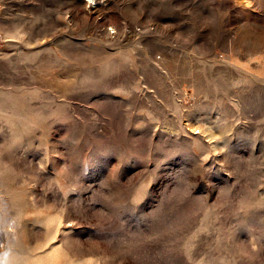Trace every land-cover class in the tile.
Here are the masks:
<instances>
[{
    "label": "rangeland",
    "instance_id": "1",
    "mask_svg": "<svg viewBox=\"0 0 264 264\" xmlns=\"http://www.w3.org/2000/svg\"><path fill=\"white\" fill-rule=\"evenodd\" d=\"M4 246L264 264V0H0Z\"/></svg>",
    "mask_w": 264,
    "mask_h": 264
},
{
    "label": "clouds",
    "instance_id": "2",
    "mask_svg": "<svg viewBox=\"0 0 264 264\" xmlns=\"http://www.w3.org/2000/svg\"><path fill=\"white\" fill-rule=\"evenodd\" d=\"M8 251H9L8 246L0 247V255H3L7 253ZM0 264H15V261L12 255H8L4 261H0Z\"/></svg>",
    "mask_w": 264,
    "mask_h": 264
}]
</instances>
